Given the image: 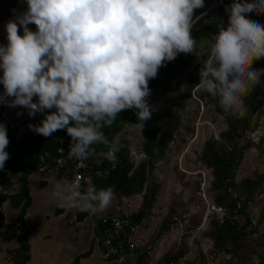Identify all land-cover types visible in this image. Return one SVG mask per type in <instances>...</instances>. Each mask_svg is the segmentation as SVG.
<instances>
[{
  "label": "clouds",
  "instance_id": "clouds-1",
  "mask_svg": "<svg viewBox=\"0 0 264 264\" xmlns=\"http://www.w3.org/2000/svg\"><path fill=\"white\" fill-rule=\"evenodd\" d=\"M26 2V11L6 23L7 44H0V103L24 107L29 116L44 113L40 124L29 125L36 134L50 137L66 129L69 159H87L95 154L93 145L104 144L102 155L115 163L119 147L102 129L122 110L135 109L142 130L151 118L149 81L166 62L195 51L194 11L205 0ZM225 11L228 26H217L196 87L217 97L223 111L243 117V96L264 75V68H252L264 57V25L248 18L264 13V0H234ZM8 145L0 123V169L9 159ZM114 195L111 186L85 189L79 179L57 180L52 193L58 207L85 212L107 209Z\"/></svg>",
  "mask_w": 264,
  "mask_h": 264
},
{
  "label": "rangeland",
  "instance_id": "rangeland-1",
  "mask_svg": "<svg viewBox=\"0 0 264 264\" xmlns=\"http://www.w3.org/2000/svg\"><path fill=\"white\" fill-rule=\"evenodd\" d=\"M234 0H205L204 7L194 11L192 30L197 29L196 23L202 24L215 18L220 12V6L224 9L230 7ZM254 2V0H249ZM12 14L0 20V44H7L6 23L16 19V16L26 11V0H11ZM228 13L221 11L222 26H228ZM199 17V19H196ZM264 25V13H254L248 17ZM29 28L36 30L35 24ZM19 33L23 34V28L18 24ZM202 39L196 42L195 51L191 53L192 60L184 75L175 78L163 91H158L149 102L151 105V118L144 121L142 130L136 125L139 121L124 125L113 137V144L119 140L127 141L130 150L141 152L144 130H156L157 134L163 125L168 122L171 115L177 117L178 123L169 141L163 149L154 147V156L145 167V180L139 193L127 197L114 195L110 206L103 211L90 212L91 215H101L109 212L113 215L133 216L138 212L151 209V217L138 239L147 243L151 242L152 251L148 253V264H164L167 256L173 250H180V260L186 264H264V96L259 109L246 114L243 117L233 115L221 109L218 99L208 93L199 90L196 85L187 95L188 77L202 65L210 56L211 41ZM253 69L264 68V57L254 60ZM2 75V70H0ZM264 75L261 76V78ZM264 91V81L259 85L252 84L244 94V105L252 103V95L257 94L258 88ZM11 99V98H9ZM34 97V101H35ZM54 110V109H53ZM46 112L49 110H45ZM44 118V113L29 116L28 110L21 106L9 107L4 104L0 115V123L6 126L16 138L28 134L35 137L29 125H38ZM236 126L239 136L228 143L222 136L227 131V121ZM244 121V122H243ZM241 126L245 128L240 132ZM225 146L234 144L236 153L240 154V160L233 170L227 193L236 199L238 204L244 205V214H235L234 221L243 234L236 237L234 251H229L231 260L227 263L223 256V250L214 249L212 241L206 236L210 221H220L227 213L222 211H210L206 203L218 207L215 197L220 194L213 188L211 169L204 166L199 160L202 147L206 141ZM144 157H136L135 161ZM138 162V161H137ZM137 164V163H136ZM134 164V165H136ZM45 179L46 183L41 181ZM57 180H65L60 172H32L27 176L28 194L31 193L30 203L27 206L29 215L27 222L34 218L35 224L45 223L46 228L40 232L55 238L74 237L75 229L80 231L79 237L83 248L95 249L90 221L84 212L81 216L75 210L76 221L72 215L74 207H65L60 221L72 220L66 229L53 227L52 221L59 213H53L56 204L52 197ZM18 181V174L11 173L7 185L8 191L13 192ZM45 186V187H42ZM30 196V195H29ZM42 209V210H38ZM3 213V222L0 226V264H7L5 253L13 246L17 209L4 202L0 207ZM177 215L181 220V226L174 225L171 217ZM81 222L79 225L77 223ZM91 243L93 244L91 246ZM227 248H234L227 245ZM89 253V252H88ZM96 256L89 255L88 264H96ZM77 257L71 263H74Z\"/></svg>",
  "mask_w": 264,
  "mask_h": 264
},
{
  "label": "trees",
  "instance_id": "trees-1",
  "mask_svg": "<svg viewBox=\"0 0 264 264\" xmlns=\"http://www.w3.org/2000/svg\"><path fill=\"white\" fill-rule=\"evenodd\" d=\"M11 0H0V20L12 14V8L10 6ZM221 11L225 9L220 6V13L215 18H210L206 23L198 21L196 23L197 29L193 31L191 29V35L195 38L196 42L202 39H210L215 33H217L219 24H222ZM192 60L191 53H180L173 61L166 62L165 66L160 67L156 78L149 81V88L151 94L147 98L148 103L153 99L158 91L165 90L170 83L177 77L184 75L190 66ZM199 70L196 69L189 77L187 83V95L190 90L199 82ZM264 81V77L260 79L259 85ZM3 85L0 84V93H3ZM264 91L262 87L258 88L257 94L252 95L253 102L244 105L246 108V115L259 109L262 104ZM218 99L217 97H215ZM243 100L245 98L243 97ZM5 103H0V115ZM138 121L135 109L122 110L117 116L115 122L110 127L102 129L105 136L110 143L113 144V137L121 130V128L130 123ZM244 122V121H243ZM177 117L171 115L168 122H166L162 130L157 134L156 130L147 129L142 133L143 142L141 144V152L144 154V159L137 162L136 165L130 160V147L125 140H119L116 145L119 147V151L115 153V163L109 162L102 153L108 151V145L96 144L92 147L95 149V154L90 155L86 163L85 175L88 177V183H81L83 188H87L90 185H94L97 189L107 188L111 186L114 189V193L118 196L127 197L129 195L139 193L145 180V167L149 163V160L154 156V147L163 149L166 142L170 140L173 131L177 126ZM245 127L241 126L239 131L241 132ZM7 136L9 138V145L6 151L9 153V159L5 162L3 169H0V182H9V175L11 173L18 174V181L15 186V190L0 192V207L4 202H8L9 206L17 209L16 223L18 224V230L16 233V246L7 250L9 253V259L11 264H25L28 260V245L26 242L27 228L24 224L23 217L26 212V208L30 203V197L27 190L26 179L27 176L34 172L39 164H43L46 167L55 168V171L60 172L63 177L68 181L71 180L72 172L76 171L73 167L74 159L64 158V166L61 168L55 167L53 164V158H56V148L61 143L70 145L71 138L67 134L66 129L58 130L50 137H44L37 135L31 137L28 134L21 135L16 138L9 130H7ZM228 143L233 138L239 136V132L236 130V126L227 121V131L222 135ZM226 144L225 146L213 144L211 141H206L202 147L199 160L201 163L211 169V175L213 178V188L217 189L220 194L215 197V203L219 205L221 211L224 210L227 213L226 217H222L220 221H210L206 236L212 241L214 249L223 250L231 255L229 251H234L236 237L243 234L241 229L236 228L237 224L234 221V215L239 214L246 219L244 214V205L238 204L236 199L227 193V187L230 185V179L233 176V170L240 160V154L236 153L234 144ZM84 159V160H87ZM151 209L140 211L133 216H122L126 218L129 223H137L142 226L147 225L148 220L151 217ZM78 216L84 214L83 211L77 209ZM77 216V218H78ZM3 222V213L0 210V226ZM96 229L100 227L99 220H95ZM150 250H138L134 257L135 264H148V253L152 251V243L149 242ZM227 245H232L234 248H227ZM223 253V254H225ZM87 252L82 255H86ZM182 252L180 250H173L168 256L164 264H168L170 261L177 262L180 260ZM186 264V262H182Z\"/></svg>",
  "mask_w": 264,
  "mask_h": 264
},
{
  "label": "built area",
  "instance_id": "built-area-1",
  "mask_svg": "<svg viewBox=\"0 0 264 264\" xmlns=\"http://www.w3.org/2000/svg\"><path fill=\"white\" fill-rule=\"evenodd\" d=\"M63 149V151H62ZM70 145L66 143H61L56 148V158H53V164L57 168L64 166V158L69 159L68 151ZM130 160L136 164V157H144L142 152H134L130 150L129 153ZM73 167L76 171L72 172L71 180L79 179L80 183H88L89 179L85 175L87 160H77L73 158ZM55 168L46 167L43 164H39L35 172H53ZM7 182H0V192H6ZM206 207L211 211L217 212L221 211V208L215 207L212 204L206 203ZM85 212V211H84ZM88 215L90 221V227L92 231V237L94 244L98 247L101 259L104 264H135L134 257L138 253V250L149 251V244L145 241L138 239L141 234V229L143 227L141 224L129 223L126 218L120 215L113 214H101V215H91L90 212H85ZM99 220L100 227L96 229L95 220ZM172 223L174 225L181 226V220L177 215L171 217ZM224 260L228 263L230 261L229 254L225 253L223 256ZM168 264H182V260L177 262L170 261Z\"/></svg>",
  "mask_w": 264,
  "mask_h": 264
},
{
  "label": "crops",
  "instance_id": "crops-1",
  "mask_svg": "<svg viewBox=\"0 0 264 264\" xmlns=\"http://www.w3.org/2000/svg\"><path fill=\"white\" fill-rule=\"evenodd\" d=\"M41 181L46 183L45 179H41ZM29 195H30L29 197H30V207H31V200H32L31 193ZM64 209L65 208L58 207L57 205L54 206L53 208L54 215L57 212L59 213V215L56 216L55 219L51 222L53 227L55 228L61 227L65 230L66 226H68L70 222L77 220L76 218L77 216L75 212L76 208H74L72 209L73 210L72 219H74L73 221L72 220L65 222L60 221L61 220L60 217H62L65 211ZM38 210H42V209H38ZM42 213L45 212H41L40 214ZM104 213L111 214L109 212H104ZM40 214H37V216H40ZM28 215L29 212L27 211L26 208L23 221L27 228L26 242L28 245V260L26 261L25 264H88L89 260L87 257L93 254L96 256L95 257L96 264H104L100 256L99 249L96 245H95V249H93L92 247L88 250L86 249V247L83 248V244H81V239L79 237L80 231H78L77 229H75L74 237L69 236L63 239L49 237L47 235H41L40 232H42V230L46 228L47 225L45 223L35 224L33 220L37 216L30 219V222H27L25 218ZM77 224L81 225L82 223L79 222ZM12 243L13 246L9 247L7 250H10L11 248H14L16 246V231ZM92 245L93 244L91 243V246ZM85 252H87V254L82 255ZM75 257H77V260L74 263H71ZM5 258L7 264H11L8 252L5 253Z\"/></svg>",
  "mask_w": 264,
  "mask_h": 264
}]
</instances>
